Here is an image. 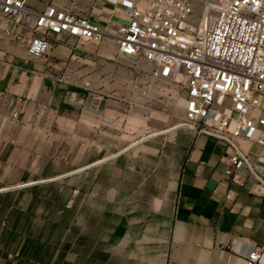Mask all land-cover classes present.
<instances>
[{
    "label": "crops",
    "instance_id": "crops-1",
    "mask_svg": "<svg viewBox=\"0 0 264 264\" xmlns=\"http://www.w3.org/2000/svg\"><path fill=\"white\" fill-rule=\"evenodd\" d=\"M27 2L123 19L117 0ZM54 40L32 57L0 27V264H248L264 244V175L226 174V145L178 125L185 90L144 93L155 80L112 34Z\"/></svg>",
    "mask_w": 264,
    "mask_h": 264
},
{
    "label": "built area",
    "instance_id": "built-area-1",
    "mask_svg": "<svg viewBox=\"0 0 264 264\" xmlns=\"http://www.w3.org/2000/svg\"><path fill=\"white\" fill-rule=\"evenodd\" d=\"M116 3L123 19L112 28L54 2L37 9L27 0H0V27L32 57L44 56L62 34L95 43L112 34L119 55L132 57L135 65L151 66L153 80L185 90L184 117L178 125L226 145L221 156L226 174L235 176L247 167L262 182L264 0ZM244 141L260 144L261 151L254 154ZM262 251L264 244L248 248L243 252L247 263L262 264Z\"/></svg>",
    "mask_w": 264,
    "mask_h": 264
},
{
    "label": "rangeland",
    "instance_id": "rangeland-1",
    "mask_svg": "<svg viewBox=\"0 0 264 264\" xmlns=\"http://www.w3.org/2000/svg\"><path fill=\"white\" fill-rule=\"evenodd\" d=\"M200 11H201V4L200 3H198L197 5H196V10H195V15L197 16V15H199L200 14ZM143 64V67L141 68V71H147L146 73H149V75L151 74L150 73V70H151V66H149V65H145L144 63H142ZM150 77H151V75H150ZM152 82V78H150L149 80H148V82L147 83H151ZM153 83H154V86L152 87V89H149L148 90V92H145L147 95H152V94H154V96H160L161 98H163L164 97V93H162L161 91H159L160 90V88L162 87V86H167L168 84L167 83H165V82H162V81H153ZM172 100V102H171V109H172V111L174 112V113H176L177 114V112H179L180 110H179V99L175 96V97H173V98H171ZM161 107V106H160ZM161 109V108H160ZM183 117H184V114L183 113H180V115H179V121H181L182 119H183ZM115 121H117V119L115 120ZM118 124L119 125H125V122L124 121H120V120H118Z\"/></svg>",
    "mask_w": 264,
    "mask_h": 264
}]
</instances>
